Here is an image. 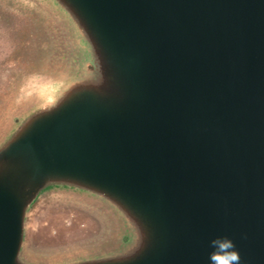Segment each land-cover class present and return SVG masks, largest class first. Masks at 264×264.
Masks as SVG:
<instances>
[{
  "label": "water",
  "instance_id": "obj_1",
  "mask_svg": "<svg viewBox=\"0 0 264 264\" xmlns=\"http://www.w3.org/2000/svg\"><path fill=\"white\" fill-rule=\"evenodd\" d=\"M1 1L46 37L0 126V264H209L217 236L264 264V0ZM52 203L106 235L34 250Z\"/></svg>",
  "mask_w": 264,
  "mask_h": 264
},
{
  "label": "rangeland",
  "instance_id": "obj_2",
  "mask_svg": "<svg viewBox=\"0 0 264 264\" xmlns=\"http://www.w3.org/2000/svg\"><path fill=\"white\" fill-rule=\"evenodd\" d=\"M42 24L0 0V126L11 110L10 96L21 75L34 66L44 43ZM32 247L51 252L93 244L107 232L94 211L71 203H52L33 221Z\"/></svg>",
  "mask_w": 264,
  "mask_h": 264
},
{
  "label": "clouds",
  "instance_id": "obj_3",
  "mask_svg": "<svg viewBox=\"0 0 264 264\" xmlns=\"http://www.w3.org/2000/svg\"><path fill=\"white\" fill-rule=\"evenodd\" d=\"M60 87L55 79H46L39 74H33L22 85V91L35 95L43 110L52 111L58 106ZM210 244L212 251L209 253V264H239L240 254L231 238L217 236Z\"/></svg>",
  "mask_w": 264,
  "mask_h": 264
}]
</instances>
